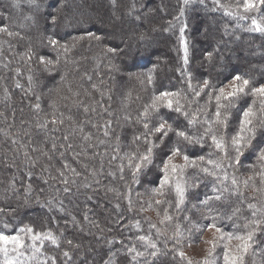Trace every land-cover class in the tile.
Returning a JSON list of instances; mask_svg holds the SVG:
<instances>
[{
    "label": "trees",
    "instance_id": "16d2710c",
    "mask_svg": "<svg viewBox=\"0 0 264 264\" xmlns=\"http://www.w3.org/2000/svg\"><path fill=\"white\" fill-rule=\"evenodd\" d=\"M42 1H0V29H6L0 30V232L11 235L30 227L33 233L50 232L56 238L55 244L50 239L36 241L40 253L27 264L40 260H46L40 261L42 264H195L193 256L179 254L191 238L186 232L193 219L191 197L198 199L206 212L198 223H214L226 235L247 233L250 229L245 225L264 215L258 212L253 217V211L259 209L254 201L258 191L251 194L243 178L246 164L252 165L257 173L252 181L258 187V170L261 173L264 165L258 158L264 148V112L258 111V97L247 90L235 98L227 111V127L214 125L218 136L229 137L225 139L228 155H222L210 135L204 136L208 127L205 120L214 119L216 112L215 97L211 103L206 97L215 95L223 80L234 74L249 80V87H258L264 79V32L222 11L217 0H103L119 19V29L107 28L103 36L92 26L91 20L101 22L93 11L89 15L76 10L71 16L66 13L75 0L64 4L47 0L41 6ZM141 18L144 22H138ZM135 21L137 27L142 23L153 33L156 28V34L165 38L155 51L145 49L150 41L147 34L137 39ZM123 26L133 35L124 42V52L113 46L116 37L125 33L124 29L120 32ZM181 39L186 43L187 63L180 58ZM225 41L231 44L229 48L225 49ZM158 48L166 52L158 53ZM254 48V55L260 56H251L250 64L226 62ZM224 61L226 71L221 72ZM2 62L8 66L3 68ZM131 74L146 79L147 86H140L136 79L132 82ZM205 80L209 84L200 91ZM57 87L58 94L64 96L56 98ZM123 88L129 93H122ZM163 92L179 93L182 111L161 104L158 110L149 108V113L142 115L145 110L140 107V98L146 97V108ZM122 98L126 99L125 109L122 105L112 107ZM249 106L256 112L255 134L237 162L229 151L231 138ZM155 113L161 114L159 121L154 120ZM193 116L196 122L189 124ZM161 121L173 128L164 137L154 132ZM145 123L149 124L147 129ZM177 129L200 142L177 137ZM167 137L172 138L170 142ZM149 144L153 146L151 163L133 178L135 161L130 167L129 158L143 154ZM177 147L197 165L211 167L208 159L222 161L223 168L217 172L221 177L226 172L228 179L221 183L201 167L186 168L185 174L193 172L194 176L186 191L188 200L177 207L171 184L165 185L163 195L154 192L162 180L156 163ZM201 156L204 162L199 161ZM233 177L238 182L235 185ZM151 192L159 201L158 208H142L140 193ZM132 196L134 208L128 202ZM217 196L220 199H215ZM208 197L212 199L205 205ZM250 204L255 209L249 208ZM33 208L38 210L30 212ZM160 209H166L170 217L172 211L176 214L177 218L169 221L177 220L175 225L183 227L180 232L170 224L164 228L167 220H161L164 215L158 214ZM141 236L150 238L155 249L141 241ZM215 236V250L209 256L212 245L208 243L198 264L205 260L225 264V241ZM32 243L28 238L26 245ZM252 245L244 264H264V224L257 228ZM137 252L144 255L137 256Z\"/></svg>",
    "mask_w": 264,
    "mask_h": 264
},
{
    "label": "snow or ice",
    "instance_id": "6c2138e0",
    "mask_svg": "<svg viewBox=\"0 0 264 264\" xmlns=\"http://www.w3.org/2000/svg\"><path fill=\"white\" fill-rule=\"evenodd\" d=\"M187 2L188 0H185V3ZM258 5H264V0H243L244 11H251L252 9L256 8ZM253 25L255 30L264 31V28H261V26L257 24L256 20H253ZM0 30L6 31V29H0ZM181 33H183V28L181 29ZM51 43L53 45H56L57 41L52 40ZM181 44L184 47L185 63H187V47L183 39H181ZM233 81L234 83L231 91L225 92L224 88H220L219 92L215 94L216 112L214 114V119L205 120V123L208 124V127L204 131V136L210 135L212 144L215 146V148L218 151H224L225 154H227L226 151L227 145H226L225 137L223 135L218 136L216 134V132L214 131V125H222L224 127H227V111H226L227 108H229L232 105L235 98H237L240 94L246 93V89L248 88L250 83L249 80L244 79L239 75L235 76L233 78ZM149 82H151V78H149ZM208 84L209 82L205 80L200 91H203L204 88L208 86ZM189 87H191V84H189ZM252 94L261 98V110L262 112H264V85L260 87L252 88ZM196 95L199 96L200 92H196ZM161 104H164L169 109L174 108L176 112H181L183 109V106L180 103L179 93L163 92L153 98L152 104L149 107L145 108V111L142 115L146 116L149 113V108H151L152 110H158ZM184 114L185 116L188 115V113H184ZM255 116H256V112L253 110L252 106H249L243 112V118L240 121L239 130L231 138V145L233 150L236 152L235 159L237 162H239V158L243 154L242 149L249 147L251 145L252 138L255 134L254 126H253V120ZM196 119H197L196 116H193L192 119L189 120V124L195 123ZM144 127L147 129L148 124L145 123ZM171 131H173V128L170 124L167 123V121H161L160 124L154 129V132L162 134V137L167 136L168 133ZM175 132L177 137L182 138L183 140L189 143L200 142L198 139L188 135L187 132L184 130L177 129L175 130ZM137 139H139V137H137ZM152 150H153V146L150 145L143 154L139 155L138 157L132 156L129 158L130 167H133V163L135 161L133 178H135V174L139 172L144 165H146L147 163H151ZM178 155H181V150L179 147L174 148L168 160L165 161L163 168L164 177L161 180V186L160 188L154 189V192L163 195V190L165 185H170L172 183V178L178 174V170L179 173H182L183 168L188 165H191L193 167H201V170L205 174L215 176L216 179L221 183H223L228 179L226 172L223 177L218 175L217 170L223 168L222 161L208 159L207 165H210L211 167H205L203 166V163L201 165H197L196 161H190L189 157L187 155H184L183 159L185 161V165L179 166L172 164L170 166L169 161H171L172 158ZM258 158L259 160L264 161V148L260 150ZM198 159L201 162L205 161V157L203 156L199 157ZM260 175H261V182L262 184H264V165H262V170ZM232 183L234 185L238 183L235 177L232 178ZM245 183H247V181H245ZM175 192L177 194L176 206L179 207L180 204L183 202L184 193H185V185L181 183L180 179H176L175 181ZM211 199L212 197H208L205 201H203V203L206 205L208 201ZM215 199H220V197L217 196L215 197ZM157 203H159V201ZM249 208L255 209V205L250 204ZM236 211L239 210L237 209ZM258 212L264 213V209H256L255 211H253V217H256ZM235 214L236 213L234 212L233 215ZM170 219L171 217L167 214V210H165L164 220H170ZM261 224H264V215H262L260 219H254L253 221L249 222V224L245 225V228L250 229L246 234H239V235L227 234L228 240L236 239L240 241V243L236 248V254H231L226 246L224 253L225 264H244V256L252 247L256 230ZM253 225H255V227H253ZM208 227L215 228L217 233H221L220 236L221 240L225 238L224 234L221 232V229L216 227L214 223L208 225ZM21 233L27 235L32 240L33 243L31 245H26L25 235H21ZM45 239H50L53 244L56 243V238L50 232L33 233V229L30 227L19 229L15 235H6L3 232H0V254L3 255V264H27V261L21 258L24 256L25 250L29 247L31 248L32 255L28 259L37 260V256L40 253V248L36 246V241L39 240L42 242ZM139 239L141 241H147V246H150L153 249H155L156 245L151 242L150 238L141 236L139 237ZM206 243L212 245V247L208 250V254L209 256H211L212 252L215 250L216 247V238L214 237L212 241H207ZM129 251L130 252L134 251V249H129ZM11 253H14V255H12ZM179 254L181 257H183L184 255L183 252H180ZM64 255L67 256L68 253L65 252ZM136 255L143 256L144 253L137 252ZM152 255L154 256L156 255V253L153 252ZM204 264H209L208 260H205Z\"/></svg>",
    "mask_w": 264,
    "mask_h": 264
},
{
    "label": "rangeland",
    "instance_id": "374dc122",
    "mask_svg": "<svg viewBox=\"0 0 264 264\" xmlns=\"http://www.w3.org/2000/svg\"><path fill=\"white\" fill-rule=\"evenodd\" d=\"M1 2H7V0H0ZM47 0H44V1H42V4H41V6L43 5V4H45V2H46ZM62 2L61 3H66L68 0H61ZM154 0H152V2H153ZM188 1H191V0H188ZM219 3H221V5L220 4H218L219 5V7H221L222 8V11H226V13L227 14H229V15H235V17H240L241 19H245V20H247L249 23H250V25H252V27H254V25H253V20H256V22H257V24H259L260 26H261V28H264V5H258L256 8H254V9H252L251 11H244V8H243V3L242 4H240V5H237V3H235V2H231V3H229V2H227V1H223V4H222V2L221 1H219V0H217ZM15 2H18V1H15ZM116 3H118V1H116ZM150 4V3H149ZM162 4V3H161ZM10 5V4H9ZM151 5V4H150ZM158 6H159V4H157ZM58 6V2L56 3V5L54 6L55 8ZM74 6V7H73ZM73 7V8H72ZM159 8H162V7H159ZM36 10H38V9H36ZM77 11V13H81V12H84V13H86V15H89L90 14V12L91 11H93L94 12V14L95 15H97V20L99 19V20H101V22L100 21H94V20H91V23L93 24L92 26L93 27H95L96 28V31L98 32V33H100V32H102L103 33V36H105L106 34H107V28L108 29H110V27L111 28H115V29H119V25H118V20L119 19H117V16L116 15H114L112 12H111V10H109L108 8H107V6H105V3H104V1L103 0H75V3H73L72 5H69V6H67V9H66V13H68V15L69 16H71L70 14H71V11L74 13V11ZM62 11H63V9H62ZM163 12V10H160V14ZM76 13V12H75ZM67 15V16H68ZM84 21L85 20H89V19H87V18H84L83 19ZM139 21H143V18H141L140 20H138V22ZM117 22V23H116ZM144 22V21H143ZM134 24H135V28H134V34H136V36H137V39H138V37H140L141 35H144V34H147V36L146 37H150V41H148L147 43H146V45H147V47H145V49H146V51H148V52H150L151 50L152 51H155V48H157L158 46H159V44H162L163 42H164V40H165V38H163V37H161V35H157L156 34V32H157V29L155 28L154 29V33L152 32V31H150V29H147V30H145L146 29V27L143 25H141V24H139V26L140 27H137L136 26V21L134 22ZM84 25H86V23L84 22ZM120 32H122V29H124L123 31H125V33H123V34H121L119 37L117 36L116 37V39L113 41L114 42V44L115 45H113V46H115V47H117V51H125L126 50V46L124 45V42H126L127 41V39L129 38V36H133L131 33H126V26L124 27L123 26V28L122 27H120ZM143 30L145 31V32H143ZM164 30V29H163ZM147 31V32H146ZM143 32V33H142ZM262 32H264V31H262ZM149 33V34H148ZM141 34V35H140ZM207 35L206 34H204V38L206 37ZM144 37V36H143ZM145 37V38H146ZM106 41H110V39L107 37V39H106ZM129 41H130V39H129ZM185 42V41H184ZM135 44H137V45H139V43H138V41L137 42H135ZM145 45V46H146ZM158 45V46H157ZM230 43L229 42H227V41H225L224 42V46H225V49L226 48H229L230 47ZM202 46V45H201ZM181 56H180V58H181V60H182V62H184L185 63V51H184V47L182 46V44H181ZM158 53H161L162 51H164V52H166V50H165V48H161V49H159L158 48ZM226 51V50H225ZM151 53V52H150ZM254 53H257L256 52V49L254 48L252 51H250V52H248V53H245V54H242V53H239V56H237V57H235L234 59L232 58V59H230V60H226V62L227 63H244V62H246L247 64H250V57L251 56H253L254 55ZM152 54H155V53H152ZM256 55V57L258 56H260L259 54H255ZM254 55V56H255ZM222 58H220V60H221ZM4 60V59H3ZM235 60V61H234ZM223 61V60H222ZM5 62V61H4ZM225 61H224V63H222L221 65H222V68L220 69L221 70V72H224V71H226V66H224L225 64H227ZM8 65L6 64V63H3L2 62V67L3 68H6ZM124 74L125 75H127V73H125L124 72ZM238 74H234L232 77H230V78H228V80H226V81H224L223 80V82H222V85L218 88V92H219V89L220 88H224V90H225V92H228V91H231L232 90V86H233V83H234V81H233V78L235 77V76H237ZM240 76V75H239ZM129 77L132 79L131 81L132 82H134L135 81V79H136V83L137 84H140V86H143V87H146L147 86V84H148V82H147V80L146 79H144V78H142L141 76H139V75H133V74H131V75H129ZM242 77V76H241ZM128 79V78H127ZM245 79V78H244ZM135 83V84H136ZM200 85V84H199ZM262 85H264V79H262L261 80V83L258 85V87H260V86H262ZM29 87H31L32 88V84H29L28 85ZM252 88H256V87H252ZM252 88L251 87H249L248 86V88L246 89L251 95H253L252 94ZM124 90L122 91V93H129V90L126 88V90H127V92H125V88H123ZM144 89H142V91H143ZM142 91H140V93L142 92ZM217 92V93H218ZM54 93L55 94H57V96H56V98H59V97H62V96H64L62 93H61V95H59L60 94V89L57 87L56 88V91L54 90ZM59 93V94H58ZM210 96H211V99H213V97H215V95H211V94H209V95H207V97H206V101L208 102V103H211V101H209V100H211L210 99ZM253 96H255V95H253ZM256 97V96H255ZM126 99H127V97H126ZM126 99H125V101L123 100V98L120 100V101H116V102H114V104L115 105H112V107L113 106H115L116 108H118V106L119 105H122V107H123V109H125L124 107L126 106L125 105V103H126ZM208 99V100H207ZM72 101H74L75 100V98H72L71 99ZM140 107L142 108V109H144L145 110V104H146V97H144V98H140ZM55 105H54V107L55 106H57L56 104V101L55 100H53L52 101ZM214 102H216V101H214ZM215 105H216V103H215ZM214 105V106H215ZM215 109H216V107H215ZM261 109V98H259L258 97V111ZM154 111V110H153ZM223 111V110H222ZM226 111H228V108H227V110ZM156 114V119H154V120H160V115H158L157 113H155ZM215 113H213V115H214ZM124 117H128V116H126V115H123ZM149 125V124H148ZM130 127H131V125H130ZM156 128V127H155ZM154 128V129H155ZM226 137L227 138H229L228 136H225V139H226ZM172 138L170 137H167V140L166 141H169L170 142V140H171ZM118 142V141H117ZM116 141H115V143H117ZM231 145V144H230ZM149 146H150V144H149ZM261 148V147H260ZM262 149V148H261ZM230 152H231V154L232 155H235V157H236V152L233 150V148H232V150L230 149L229 150ZM221 153H222V155L225 153L224 151H221ZM194 154V153H193ZM193 154H192V156H193ZM171 155V154H170ZM170 155H168V156H164L163 158H162V161L160 162V160H159V162L158 163H156V168L158 169V170H162L161 172H162V179H163V177H164V172H163V168H164V163H165V161H167L168 160V158H169V156ZM222 155H220L221 157H222ZM228 155V154H227ZM183 156H184V154L183 153H181V155H178V156H176V157H174V158H172V160L171 161H169V165L171 166L172 164H175V165H179V166H183V165H185V161H184V159H183ZM189 157V156H188ZM225 158H226V155L224 156ZM223 158V157H222ZM151 159H152V156H151ZM227 160H228V157L226 158ZM189 160L190 161H194V159H191L190 157H189ZM264 162V161H263ZM190 167H192L191 165H188V166H186V167H184L183 168V171H182V173H179V170H178V174L175 176V177H173L172 178V183H171V187H172V190H173V192H174V196H175V201L177 202V194H176V192H175V181H176V179H180L181 180V183L183 184V185H185V193H184V199H183V202L181 203V204H183L186 200H188V197H187V195H186V191H187V189H188V187L190 186V181H192V179H193V176H194V173L193 172H190V175H191V177L190 178H188L190 175L189 174H185V172H186V168H190ZM245 173H244V176H243V178H245L246 180H247V184H246V186H247V188L249 189V191H251V194L253 193V194H255L256 193V191H258V196H256V195H254L256 198H255V202L257 203V205H258V207H259V209H264V190H261V189H264V184H262V182H261V175H260V171L258 170V187H257V185H255V183L252 181L254 178H255V175L257 174L255 171H256V169L251 165H248V164H246V166H245ZM239 179H240V177H238ZM242 178V177H241ZM187 179L189 180V181H187ZM255 187H257V188H255ZM255 189H257V190H255ZM159 194V193H158ZM142 195V197H143V199L141 200V201H144V202H141L142 203V208H149V210L150 209H157L158 207L157 206H155L156 204H157V200H156V198H155V194L154 193H149V194H143V193H140V196ZM149 195H152L153 197L151 198ZM147 196H149L150 198H146ZM158 196V195H157ZM133 197V196H132ZM130 197L129 198V200H128V202H129V204H130V206H131V208H134V206L135 205H132L131 203H130V199H131V201H132V199L133 200H135V198L133 197ZM196 197V196H195ZM191 199L193 200L192 201V207H190V209L192 210V212H191V216L190 217H192L193 216V219H192V221H191V225H190V228H189V230H186V232H189V234H190V236H191V238L189 237V239H188V241L189 242H187L188 243V245H186V247L183 249V250H181V252H183V256H186V255H189V256H193L195 259H194V263L195 264H198V261H199V259H201V258H203V256H204V250H206L207 249V246H208V243H206L207 241H209V239L211 238V237H216L215 235L216 234H218V235H220L221 236V233H217L216 232V230L215 229H213V228H209L206 224L204 225V224H202V223H198V219L199 218H203L205 215H206V212H205V210L199 205V200L198 199H195L194 197H191ZM149 202V203H148ZM180 204V205H181ZM38 209H36V208H33V209H30V212H33V211H37ZM161 210V209H160ZM163 210V209H162ZM158 211V214L159 215H161L162 214V216L161 217H163V215L165 216V212H164V210L163 211ZM166 210V209H165ZM169 213V212H168ZM30 214V213H29ZM56 216V215H55ZM171 217H175V218H177V216H176V214L175 213H173V211H172V214H171ZM164 220V218H161V220ZM175 221V220H174ZM174 221H169V220H167L166 221V223L164 224V228H170V226L168 225V224H170L171 226H173L174 227V230L176 231V232H180V230H181V228H183V227H181V225H180V223H176L177 225H175V223H174ZM170 222V223H169ZM175 222H177V220L175 221ZM262 225V224H261ZM190 231H192V232H190ZM216 233V234H215ZM224 234V241H225V246H227V248L229 249V251H230V253L231 254H236V248H237V246L239 245V243H240V241H238V240H236V239H231V240H228L227 239V235L225 234V232L223 233ZM246 234V233H245ZM6 235H8V234H6ZM11 235H15V234H11ZM21 235H25L24 233H21ZM28 236L27 235H25V244H26V241L28 240ZM191 239H193V240H191ZM45 240H47V239H45ZM51 241V240H50ZM192 241H194L195 243H193ZM43 242V241H42ZM186 243V244H187ZM39 244H42V243H39ZM253 244V243H252ZM252 247H253V245H252ZM251 247V248H252ZM28 249H30L29 251L28 250H25V253H24V256L21 258V259H23V260H26L27 262H28V258L32 255V251H31V248L29 247ZM206 252V251H205ZM12 255H14V253H11ZM0 256L2 257V260H3V255L2 254H0ZM27 256V257H26ZM192 258V257H191ZM197 260V261H196ZM40 261H42L43 263H45L46 262V260H40ZM40 261H38L36 264H42Z\"/></svg>",
    "mask_w": 264,
    "mask_h": 264
}]
</instances>
